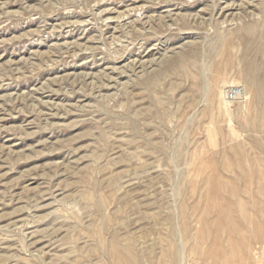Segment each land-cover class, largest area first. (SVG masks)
<instances>
[{
	"label": "rangeland",
	"instance_id": "374dc122",
	"mask_svg": "<svg viewBox=\"0 0 264 264\" xmlns=\"http://www.w3.org/2000/svg\"><path fill=\"white\" fill-rule=\"evenodd\" d=\"M263 48L264 0H0V264H264Z\"/></svg>",
	"mask_w": 264,
	"mask_h": 264
},
{
	"label": "bare ground",
	"instance_id": "6f19581e",
	"mask_svg": "<svg viewBox=\"0 0 264 264\" xmlns=\"http://www.w3.org/2000/svg\"><path fill=\"white\" fill-rule=\"evenodd\" d=\"M264 49V48H263ZM259 53L258 54H261L262 55V53L264 52V50H263V52H262V50H261V53H260V50L258 51ZM263 56H264V53H263ZM263 59V58H262ZM184 62V61H183ZM261 63V62H260ZM178 69V68H177ZM247 78H248V80H249V83L251 82V86L254 88V90H255V92L257 93V92H259L260 91V86H259V83H258V81H260L261 79H260V77L259 76H257V77H254L250 72L249 73H247Z\"/></svg>",
	"mask_w": 264,
	"mask_h": 264
},
{
	"label": "built area",
	"instance_id": "2783aa9c",
	"mask_svg": "<svg viewBox=\"0 0 264 264\" xmlns=\"http://www.w3.org/2000/svg\"><path fill=\"white\" fill-rule=\"evenodd\" d=\"M242 95V90L241 89H233L231 92H230V97L231 98H238V97H241Z\"/></svg>",
	"mask_w": 264,
	"mask_h": 264
}]
</instances>
